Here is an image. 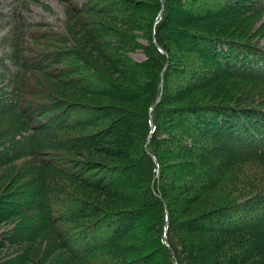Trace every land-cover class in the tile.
Listing matches in <instances>:
<instances>
[{"label":"trees","instance_id":"1","mask_svg":"<svg viewBox=\"0 0 264 264\" xmlns=\"http://www.w3.org/2000/svg\"><path fill=\"white\" fill-rule=\"evenodd\" d=\"M59 1L2 39L0 264H264L263 0Z\"/></svg>","mask_w":264,"mask_h":264},{"label":"rangeland","instance_id":"2","mask_svg":"<svg viewBox=\"0 0 264 264\" xmlns=\"http://www.w3.org/2000/svg\"><path fill=\"white\" fill-rule=\"evenodd\" d=\"M64 20V5L59 0H0V56L4 51L10 50L8 41H2V39L4 36L11 37L15 27L19 24L18 22H44L53 30L67 34ZM263 20L264 14L255 22L252 29ZM255 39L258 40L260 45L264 46V36L258 35ZM137 40L146 43V40L142 37H138ZM128 55L136 61H140L144 58V54L141 50L130 51ZM9 66L11 70L15 68L12 63H10ZM11 227L12 224L10 222L0 224V236L5 230ZM13 253L18 254L19 251L17 250ZM14 254L4 256L3 253H0V262ZM7 263L9 262L4 264Z\"/></svg>","mask_w":264,"mask_h":264},{"label":"water","instance_id":"3","mask_svg":"<svg viewBox=\"0 0 264 264\" xmlns=\"http://www.w3.org/2000/svg\"><path fill=\"white\" fill-rule=\"evenodd\" d=\"M159 15H160V12H159ZM159 15H158V17H159ZM158 17H157V18H158Z\"/></svg>","mask_w":264,"mask_h":264}]
</instances>
